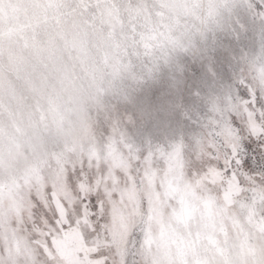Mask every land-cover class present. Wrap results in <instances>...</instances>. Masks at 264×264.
I'll list each match as a JSON object with an SVG mask.
<instances>
[{
    "label": "rangeland",
    "instance_id": "rangeland-1",
    "mask_svg": "<svg viewBox=\"0 0 264 264\" xmlns=\"http://www.w3.org/2000/svg\"><path fill=\"white\" fill-rule=\"evenodd\" d=\"M35 2L0 0V71L6 58L13 70L7 82L0 76V144L7 132L24 145L27 157L24 180L7 186L0 161V247L15 246L19 240L17 264H87L86 244L78 230L57 233L46 228L37 237L40 244L27 230L34 219V200L46 206L49 216L58 202L68 203L65 170L82 164L105 172L98 176L100 190L107 187L105 206L89 228L100 222V230L87 247L107 256V264L114 259L116 264H149L162 252L169 264H189L191 246L181 238L153 239L154 221L163 223L178 211L189 221L210 212L217 224L223 222L225 239L234 237L233 228L249 236L257 229L264 231V188L245 197L233 183L226 192L223 178L214 170L192 171L183 150L154 152L140 170L129 158L130 152L149 143L168 149L170 142L191 134L187 128L157 129L150 124L134 128L127 103L148 93L147 81L178 62L186 36L199 39L203 21L213 10L226 23L224 0H48L68 6L66 12L61 9L63 16L52 20L33 16L27 5ZM5 3L10 5L7 10ZM45 42L49 46L41 51ZM257 47L255 42L249 45L251 51ZM156 60L159 68L152 66ZM45 79L55 83L52 96L60 104L63 139L47 151L31 152L28 143L35 141L18 132L23 116L18 102L36 96ZM44 90L51 91L46 86ZM226 103L224 96L209 98L208 115ZM222 131L230 135L228 129ZM211 149L205 142L199 151L207 158ZM182 227L173 224L181 237ZM220 235L212 233L202 254L218 250Z\"/></svg>",
    "mask_w": 264,
    "mask_h": 264
},
{
    "label": "snow or ice",
    "instance_id": "snow-or-ice-1",
    "mask_svg": "<svg viewBox=\"0 0 264 264\" xmlns=\"http://www.w3.org/2000/svg\"><path fill=\"white\" fill-rule=\"evenodd\" d=\"M224 7L226 23L213 10L203 21L199 39L186 36L178 62L147 81L151 84L148 93L127 103L134 128L150 124L157 129L187 128L191 134L170 142L168 149L149 143L130 152L129 158L140 170L154 152L183 150L192 171L214 170L223 178L226 192L235 183L247 197L257 187L264 188V0H224ZM253 42L258 45L255 51L249 48ZM152 66L159 68L158 60ZM221 96L228 103L209 116V98L218 100ZM225 128L230 135L223 133ZM32 131L37 137L41 135L39 122L33 124ZM205 142L212 145L207 158L199 151ZM104 174L103 169L85 164L66 169L65 183L71 193L67 204L58 202L49 216L44 204L33 201L34 219L27 226L35 233L33 242L40 244L37 237L46 228L57 233L78 230L86 244L83 258L87 264H107V256L96 247H87L100 230V222L89 228L105 206L107 187L101 191L98 179ZM103 219L101 216L100 221ZM44 248L37 251L46 254ZM19 251V240L15 246L0 247V264H17ZM112 264H116L115 259Z\"/></svg>",
    "mask_w": 264,
    "mask_h": 264
},
{
    "label": "clouds",
    "instance_id": "clouds-1",
    "mask_svg": "<svg viewBox=\"0 0 264 264\" xmlns=\"http://www.w3.org/2000/svg\"><path fill=\"white\" fill-rule=\"evenodd\" d=\"M9 7L10 5L7 3L3 5L4 10ZM27 7L35 18L42 17L45 20H52L63 16L68 6L49 3L48 0H36L35 3H30ZM61 9H64L65 12H62ZM48 46V43L45 42L41 45V51H44ZM10 64L11 59L6 58L2 65V71H0V76L5 82L8 81V76L13 71ZM45 86L51 91H45ZM54 90L55 83L45 79L44 85L36 96L28 102H18L20 110L23 112V116L19 117L18 132L20 137H27L28 141H35V144L28 143L31 152L37 150L44 152L62 142L60 104L52 96ZM8 110L6 105L5 111ZM36 122H39L41 129V135L38 137L32 131V126ZM23 146L21 142L10 139L8 133L5 132L4 141L0 144V161L4 166L5 186L9 182L17 183L24 180L27 157H24ZM20 187L23 185L21 184ZM174 223L183 226L182 237L179 231L173 229ZM153 227L157 229V234L153 237L154 240H159L161 235L169 238L175 236L181 238L186 246H191L189 264H264V231L257 229L249 236L248 233L240 235L236 233V228H233L234 237L225 239L222 235L225 228L223 222L217 224L210 212H203L198 215L197 219L189 221L178 211L174 216L165 218L163 223L156 219ZM214 232L221 234L218 250L209 249L208 254L204 255L201 249L208 248L206 241ZM153 260L154 264H169L166 254L163 252L159 256L150 258L149 264H152Z\"/></svg>",
    "mask_w": 264,
    "mask_h": 264
},
{
    "label": "bare ground",
    "instance_id": "bare-ground-1",
    "mask_svg": "<svg viewBox=\"0 0 264 264\" xmlns=\"http://www.w3.org/2000/svg\"><path fill=\"white\" fill-rule=\"evenodd\" d=\"M167 257V256H166Z\"/></svg>",
    "mask_w": 264,
    "mask_h": 264
}]
</instances>
